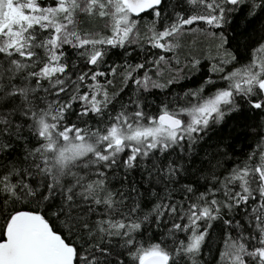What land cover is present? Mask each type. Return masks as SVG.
Returning a JSON list of instances; mask_svg holds the SVG:
<instances>
[{"label": "snow or ice", "instance_id": "snow-or-ice-1", "mask_svg": "<svg viewBox=\"0 0 264 264\" xmlns=\"http://www.w3.org/2000/svg\"><path fill=\"white\" fill-rule=\"evenodd\" d=\"M0 264H264V0H0Z\"/></svg>", "mask_w": 264, "mask_h": 264}]
</instances>
